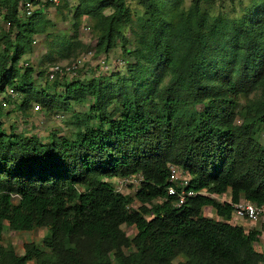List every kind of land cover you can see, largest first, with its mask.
Returning a JSON list of instances; mask_svg holds the SVG:
<instances>
[{
	"label": "trees",
	"instance_id": "obj_1",
	"mask_svg": "<svg viewBox=\"0 0 264 264\" xmlns=\"http://www.w3.org/2000/svg\"><path fill=\"white\" fill-rule=\"evenodd\" d=\"M204 1L212 0H191L186 8L182 0H142L141 31L134 49H124L134 60L129 76L114 85L96 78L65 88L75 102L95 99L98 129L79 114L82 128L73 140L53 134L42 144L0 131V240L5 223L14 231L46 228L44 244L51 250L27 244L19 256L0 246V264H113L110 252L117 264H173L180 255L187 259L181 264L264 261L253 248L258 229L246 233L227 222L239 200L264 203V146L258 141L264 129V1L239 19L210 16ZM20 4L40 3L0 0L8 24L0 31V94L11 87L25 96L24 107L31 98L46 104L32 87V70L20 72L17 63L48 21L40 7L20 19ZM108 8L112 12L103 14ZM84 16L93 22L96 54L125 44L122 28L131 22L126 0H78L75 30ZM239 93L246 95L241 123L215 118L212 110ZM113 101L119 117L108 110ZM203 103L202 112L190 110ZM170 165L190 175V189L214 196L229 189L230 201L199 194L174 206L166 193ZM133 175L142 178L134 198L108 181ZM156 199L163 202L145 206ZM134 200L140 205L131 209ZM206 206L224 220L204 217ZM124 224L136 228L132 239L121 231ZM130 246L134 251L124 255Z\"/></svg>",
	"mask_w": 264,
	"mask_h": 264
},
{
	"label": "rangeland",
	"instance_id": "obj_2",
	"mask_svg": "<svg viewBox=\"0 0 264 264\" xmlns=\"http://www.w3.org/2000/svg\"><path fill=\"white\" fill-rule=\"evenodd\" d=\"M40 4L37 6L20 4V19L29 16L27 11L31 13L38 9H42L46 21L43 32L32 36L31 50L25 53L17 63V69L23 72L26 68L32 70L30 75L33 89L42 94L46 104L37 102L31 98L26 107L23 106L24 95L17 93L11 87L0 94V131L8 135H21L28 139L35 137L42 144L51 141L52 135L59 137L74 139L76 131L81 127L79 114H85L90 118L88 127L96 130L99 127L96 113L91 110L95 104L93 97L87 96L81 102H75L67 99L65 88L73 82H88L99 78L107 85H114L120 78L129 76V68L134 64L132 55L126 53L124 49L133 50L136 35L141 31L144 19V4L142 0H126L129 9L131 22L122 28L125 37V44L119 43L118 46L110 52L104 54H96L97 38L93 30L92 20L84 16L81 19L77 30L74 29L73 9L78 4V0H37ZM191 0H182V6L188 7ZM264 0H212L204 1L201 5L202 10L210 16H218L225 19H239L243 17L247 10L251 9L255 4H260ZM53 3V4H52ZM28 11V12H29ZM112 9L108 8L103 14L108 15ZM4 9L0 6V31H5L8 27L5 21ZM41 28V27H39ZM16 31L13 32L14 38ZM76 36V42L73 40ZM65 39V41L61 40ZM80 42L81 47L77 44ZM57 69V70H56ZM58 69L61 72H58ZM54 71H57L56 73ZM54 76L51 77V74ZM226 73L218 75V78H225ZM233 80L238 77L233 76ZM167 82V77L164 78ZM111 93V92H109ZM252 95L249 96L251 98ZM245 93H239L233 102H226L212 113L215 118L230 119L235 124H240L243 118L242 111L245 104ZM207 106V104H206ZM205 104L195 105L190 108L194 112H202ZM108 110L113 112L114 117L121 114L120 106L113 101L110 103ZM82 128V127H81ZM258 141L264 146V129L259 128ZM138 176V177H137ZM190 177V175H189ZM122 177L109 179L115 192L134 198L140 187V176L133 175L123 185L118 181ZM202 195H207L216 202L223 204L230 201V190L218 196L209 194L202 190ZM18 204L19 197L13 199ZM162 199L153 200L150 205L162 203ZM140 205L138 201H133L129 206L135 209ZM202 215L215 221H223L224 219L216 215L215 209L206 206L202 209ZM151 219V216H148ZM233 226L242 227L244 232L248 233L252 230L259 231L256 240L253 242V248L256 252L264 255V228L258 227L244 219H236L231 216L227 221ZM6 227L2 233L0 246L6 250L12 249L15 254L23 256L25 254V246L34 244L40 251L49 253L50 249L46 248L44 241L49 237L46 228L29 229L25 227L23 230L14 231ZM121 231L128 239H132L136 235V228L130 225H121ZM132 246L123 248V254L128 255L133 252ZM109 256L113 264H117L114 260L113 253ZM187 259L180 255L172 260L173 264H181ZM26 264H36L33 259H29ZM260 264H264V261Z\"/></svg>",
	"mask_w": 264,
	"mask_h": 264
},
{
	"label": "built area",
	"instance_id": "obj_3",
	"mask_svg": "<svg viewBox=\"0 0 264 264\" xmlns=\"http://www.w3.org/2000/svg\"><path fill=\"white\" fill-rule=\"evenodd\" d=\"M29 11V10H28ZM27 11V14L30 15L31 12ZM57 70V69H56ZM55 73L57 71H54ZM58 72H61L58 69ZM54 76V73L51 74V77ZM169 186L166 189L168 197L175 198L173 205L176 207H182L186 204L187 200L191 197L201 194V191H194L189 188L190 177L189 174L185 171H182L180 168L170 165L169 166ZM131 177V176H130ZM138 177V176H137ZM129 178V177H127ZM127 178L119 179L118 183L123 185L127 181ZM141 178V176H140ZM142 178L140 179L141 183ZM232 215L236 219H244L255 225L262 226L264 225V203L257 204L251 201L239 200L237 203L233 204Z\"/></svg>",
	"mask_w": 264,
	"mask_h": 264
}]
</instances>
